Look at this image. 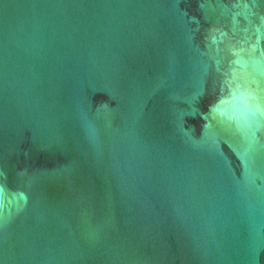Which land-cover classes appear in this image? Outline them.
Segmentation results:
<instances>
[{
	"label": "water",
	"instance_id": "95a60500",
	"mask_svg": "<svg viewBox=\"0 0 264 264\" xmlns=\"http://www.w3.org/2000/svg\"><path fill=\"white\" fill-rule=\"evenodd\" d=\"M0 264H264V0H0Z\"/></svg>",
	"mask_w": 264,
	"mask_h": 264
}]
</instances>
